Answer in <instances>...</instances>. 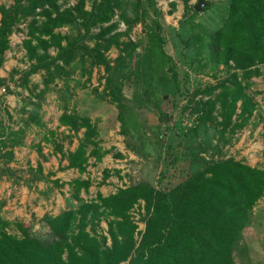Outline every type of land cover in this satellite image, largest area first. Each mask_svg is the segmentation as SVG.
I'll return each mask as SVG.
<instances>
[{
    "label": "rangeland",
    "instance_id": "1",
    "mask_svg": "<svg viewBox=\"0 0 264 264\" xmlns=\"http://www.w3.org/2000/svg\"><path fill=\"white\" fill-rule=\"evenodd\" d=\"M14 1L0 0V6L9 7ZM139 1L142 2L119 0L112 21L117 25L114 33L122 35L120 44L132 46L113 47L105 53L108 70L94 66L87 57L82 61L78 58L53 78L48 89L42 83L46 77L43 71L31 76L25 86L21 83V74L33 63L23 48V42L29 39L31 20L19 24L10 36L9 50L0 68V137L6 133L17 135L2 141L7 143L2 156L11 154L6 165L8 173L0 177V218L9 223L4 228L7 235L20 238L14 225L21 224L33 238L52 241L54 236L41 219L77 206L68 186L75 180L89 183L79 196L84 202L137 184L156 188L167 149L178 143L182 145L180 179L207 163L226 159L264 170L263 76H253L248 81L250 86L244 93L256 109L234 134L222 133L217 125V111L213 114L215 119L205 125L198 124L195 115L189 114L194 103L213 100L218 94L216 91L207 97L195 95L196 92L215 87L225 82L229 74L239 72L232 69V64L224 68L208 58V39L224 24L229 1L201 0L206 6L196 14L186 15L185 3L194 7L200 0H156L164 55L153 34L154 17L150 14L143 20ZM78 2L60 0L58 5L63 11ZM98 3L99 0H85L84 10L90 12ZM98 32L94 30L93 34ZM56 33L72 38L77 27ZM85 46L91 49L93 42H86ZM48 54L54 57L56 50L51 47ZM260 71L263 74L264 68ZM188 101L193 105L186 109ZM63 115L88 120L97 133L94 141L100 150L91 155L92 147L89 148L84 174L69 169L66 160L77 148L84 130L74 132L61 127L59 119ZM10 138H16L17 145L11 146ZM3 167L5 162L0 169ZM144 214L142 202L130 212L137 226L136 247L145 228ZM88 231L108 238L107 221L100 219ZM233 259L235 264H264V196L250 214Z\"/></svg>",
    "mask_w": 264,
    "mask_h": 264
},
{
    "label": "trees",
    "instance_id": "2",
    "mask_svg": "<svg viewBox=\"0 0 264 264\" xmlns=\"http://www.w3.org/2000/svg\"><path fill=\"white\" fill-rule=\"evenodd\" d=\"M59 1L15 0L9 7L0 6V68L15 28L31 20L29 39L23 42V48L27 59L33 63L21 74L22 86L31 76L43 71L46 77L42 83L48 89L53 78L64 73V68L78 58L82 61L87 57L94 66L108 70L104 54L113 47L132 46L131 43L120 44L122 35L114 33L117 25L112 21L119 0H99L90 12L84 10L85 0L63 11ZM228 1L224 24L208 39V58L224 68L232 64V69L239 72L229 74L225 82L215 87L196 92L195 95L207 97L216 91L218 94L213 100L194 103L189 114L195 115L198 124L205 125L215 119L213 114L217 111L220 118L217 125L222 133L234 134L246 125L256 109L255 103L244 93L250 86L248 81L253 76L264 77V71L263 74L260 71L264 68V0ZM138 5L142 6L143 20L153 15V34L163 54L164 40L160 35L156 0H142ZM184 9L186 15L196 14L186 3ZM135 19L137 23V14ZM74 26L77 33L72 38L56 33ZM127 26L130 28L131 24ZM94 30L99 32L93 34ZM86 42H93V47H86ZM51 47L56 50L54 57L48 54ZM175 79L174 76L172 80ZM187 103L186 109L193 105L192 101ZM59 125L74 132L84 130L77 148L66 158L69 169L84 174L89 148L92 147L91 155L100 150L94 141L97 136L94 127L88 120L71 115L61 116ZM10 135L0 137V159H3L0 166L5 162L0 177L8 173L6 165L11 154L2 156L7 148V143L2 141ZM10 139L11 146L17 145L16 138ZM181 154L180 143L167 149L165 167L160 171L156 188L137 184L108 197L98 194L95 199L84 202L79 196L88 189L89 183L70 182L68 186L77 206L41 219L54 236L52 241L33 238L21 224L14 225L20 238L9 236L4 231L9 223L0 218V264H235L233 253L238 250L253 208L264 196V170L226 159L207 163L180 179ZM141 202L145 228L136 247L137 226L130 212ZM100 219L107 221L108 238L88 231Z\"/></svg>",
    "mask_w": 264,
    "mask_h": 264
},
{
    "label": "water",
    "instance_id": "3",
    "mask_svg": "<svg viewBox=\"0 0 264 264\" xmlns=\"http://www.w3.org/2000/svg\"><path fill=\"white\" fill-rule=\"evenodd\" d=\"M205 6H206V3L200 0V1H199V2L193 7V9H194L195 12H199V11H201V9H202L203 7H205ZM164 99H165V97H164ZM164 121H166V119H164Z\"/></svg>",
    "mask_w": 264,
    "mask_h": 264
}]
</instances>
